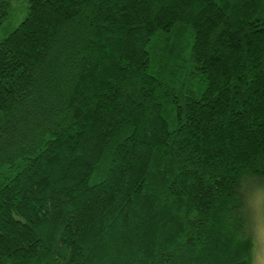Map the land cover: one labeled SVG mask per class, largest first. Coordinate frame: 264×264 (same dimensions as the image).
Instances as JSON below:
<instances>
[{
  "label": "trees",
  "instance_id": "16d2710c",
  "mask_svg": "<svg viewBox=\"0 0 264 264\" xmlns=\"http://www.w3.org/2000/svg\"><path fill=\"white\" fill-rule=\"evenodd\" d=\"M261 193L264 0H0V264H256Z\"/></svg>",
  "mask_w": 264,
  "mask_h": 264
},
{
  "label": "rangeland",
  "instance_id": "374dc122",
  "mask_svg": "<svg viewBox=\"0 0 264 264\" xmlns=\"http://www.w3.org/2000/svg\"><path fill=\"white\" fill-rule=\"evenodd\" d=\"M21 19V17H20ZM18 24V21L15 19H12V21L6 23L4 25L5 30H12L16 25ZM4 33V31H2ZM258 213H259V225L257 229V242H258V248L260 249L257 263L256 264H264V195L261 193V200H258Z\"/></svg>",
  "mask_w": 264,
  "mask_h": 264
}]
</instances>
